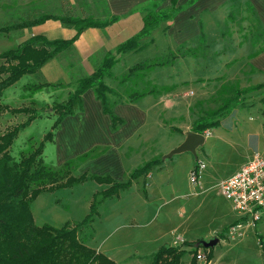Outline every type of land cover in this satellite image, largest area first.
I'll use <instances>...</instances> for the list:
<instances>
[{"label":"rangeland","instance_id":"obj_1","mask_svg":"<svg viewBox=\"0 0 264 264\" xmlns=\"http://www.w3.org/2000/svg\"><path fill=\"white\" fill-rule=\"evenodd\" d=\"M100 6V3L93 4L92 0H0V24L9 21L8 18L13 13L23 14L24 10L31 9L60 14L67 11L75 15L91 14L98 17ZM229 10L235 13L241 10L236 13L233 22L226 18ZM225 13V17H221V13L213 19L204 17L203 27H199L198 34L184 42L179 40V32L173 31L166 35L156 30L152 43L136 52L124 54L117 66L114 65L111 69V75L104 78V81L110 87L114 86L120 94V97L108 96L110 101L115 99L132 103L145 115L143 121L137 119L142 125L134 132L130 142L135 144L138 143L137 139L142 141L143 138H148V142L142 144L145 147L144 152L128 159V167L139 168V165L145 164L141 159L150 155L160 160L159 164L151 167L148 177L140 176L136 185L131 184L121 190L120 194H113L96 203L92 223L82 229L86 244L101 252L108 249L113 260H124L126 250L134 249L141 256L151 257L165 242L172 245L174 240L180 244L183 241L202 240L200 236L206 231L220 228L229 220H239L230 201L219 193L217 183L232 175L245 157L254 152L245 134L248 129H252V132L259 130L258 123L263 119L260 108L263 109L264 105L258 96L264 94V90H254L251 93H246L245 90L248 86L257 84L249 77L252 73L249 59L263 44L264 36L255 41L256 33L261 28L257 27L243 2L235 1L229 6L226 5ZM20 35L21 32L0 34V52L13 47ZM183 43L185 50L193 51L192 56L178 57L169 65L153 67L151 70L133 74L123 83L120 82L128 69L123 63L130 67L140 61L175 51ZM82 74L84 73H80L76 78L74 75L71 78L67 76L68 83L58 80L63 84L57 100H66L68 89L74 88L75 79L83 77ZM17 82L6 89L10 91V95L0 96V106L5 107L0 108V134L23 122L27 117L25 113H15L10 109L35 108L40 115L19 131L9 152L18 161L32 152L39 142L44 141L41 155L43 161L49 167L59 169L62 164L57 161L56 144L44 140L48 132L52 131L54 135L57 129H53L56 115L48 117L49 106H34L33 101L30 102L31 99L27 98L32 93H25L26 90H21L20 83ZM149 91L155 93L128 100L137 92ZM36 95L50 99V94L45 92H37ZM174 95L177 97L173 98ZM164 97H167L165 100L168 101L163 104ZM234 98L237 105L246 106L243 110L239 106L235 108L242 111L241 125L234 116L236 110H232L228 117L221 118L224 119L221 124L208 129L210 134L205 136L202 146L196 149V155L182 152L164 158L179 140H184L183 132L191 130V122L194 119L209 116ZM259 134L258 151L261 153L264 144L263 130ZM92 149L103 152L106 147L95 146ZM70 159L72 158L66 161ZM197 163L203 165L200 169L199 196L190 193L189 182V172ZM78 167L76 170L71 169L74 176L84 173L85 170L92 171L89 166V170L86 167L80 170ZM103 167L107 168L104 162L102 172ZM107 175L112 178V175ZM104 176L105 173H102V177ZM127 178L126 175L122 180L112 179L125 181ZM108 187L109 184L100 185L91 179L39 193L31 204L33 220L37 225H75L86 218L95 197L99 200L100 192ZM145 198L149 201L143 203ZM140 204H143L142 207ZM183 209L184 213L181 211ZM261 213V220L257 222L256 228L242 227L240 231L245 234L241 237L220 240L211 248L210 263H207L206 259L198 260L196 255V264H264V208ZM158 232L163 233V236L155 245H151L146 237ZM89 234H92V237ZM180 237L182 241L179 240ZM257 238L262 242L259 243ZM208 250L209 248L202 247L198 249L197 254L201 251L207 256ZM191 258L192 254L186 252L181 258V263L190 264ZM132 261L133 264H149L151 259Z\"/></svg>","mask_w":264,"mask_h":264},{"label":"trees","instance_id":"obj_2","mask_svg":"<svg viewBox=\"0 0 264 264\" xmlns=\"http://www.w3.org/2000/svg\"><path fill=\"white\" fill-rule=\"evenodd\" d=\"M163 1L149 0L131 10L142 14L141 28L137 33L118 44L113 50L106 51L99 64L89 75L75 79L74 89L68 93L66 100L55 102L52 105L51 109L57 115L53 129L58 127L65 116L72 115L76 110H81V95L88 89L94 91L96 98L100 99L102 103L103 111L110 116L112 131L123 123V120L117 117L111 109L114 102L109 100L111 95L120 97V94L110 87L104 81V78L111 75V69L117 64L121 56L136 52L152 43L154 32L158 28L163 27V30H166L180 11L197 0H187L183 4H178L177 0H170V6L168 7H162ZM232 1L235 2L236 0H230V2ZM92 2L93 4H101L98 13L100 16L98 17L91 14L86 16L75 15L67 13V11L60 14L51 11L38 12L31 9L29 11L24 10L23 14L21 12L13 13L9 16V21L0 24V34L5 35L12 32H22L25 28L41 24L46 20H58L64 27L74 29V34L70 38L50 40L44 35L36 34L15 44L13 47L1 51L0 96L6 88L17 82L23 75H38L41 67L57 56H60L61 59L66 56L67 59H65L66 63L64 64L67 65L64 68L69 72L71 67L68 66V63L72 61L68 56L72 55L70 53L72 45L79 34L90 27L105 28L120 18L110 12L106 0H92ZM243 3L253 16L257 27L261 28L255 37V41H258L264 36V27L260 26L253 6L247 1ZM240 11L237 12L240 13ZM236 13L229 10L226 15L227 20L233 22ZM184 46L185 43L181 44L175 51L140 61L128 67L127 73L121 77L120 82L123 83L133 74L151 70L153 67L169 65L178 57L192 56L193 51L190 49L185 50ZM263 46L264 40L254 54L259 53ZM61 84V81L54 84L31 83L27 84L25 88L31 92L44 86L57 87ZM147 93L137 92L128 100H134ZM236 105L237 101L234 98L209 116L197 117L193 121L191 130L203 134L205 130L219 125L221 118L226 117ZM10 110L15 113H25L27 117L23 122L0 134V264H120L102 252L88 246L85 235H82V229L92 223L96 203L128 188L140 176H147L151 167L159 164L160 160L148 161L139 168L132 170L125 181L114 180L107 174L102 177V175L88 171L76 176L72 174V171L76 170L82 162L94 158L102 150H89L78 157L65 161L61 168L54 169L49 167L41 157L44 143V141H41L32 152L17 161L10 154L9 148L19 131L28 126L37 115H40V112L33 107ZM52 137L53 132L50 131L45 135L44 140H51ZM198 166L197 163L194 169L197 170ZM91 179L100 184H109V187L100 192L101 198L99 200H97V196L95 197L90 212L83 221L75 225L66 223L61 227H54L49 224L37 225L34 222L31 214V204L39 193L53 191L59 187ZM227 229L228 227L224 228L217 236L221 237ZM89 236L92 237V234H89ZM261 242L262 240H260ZM202 243L203 240H196L183 241L180 245H164L149 257V260L151 259L149 264H182L181 258L186 252L192 254L190 264H196L197 251L203 247ZM183 247H190L191 249L187 250ZM211 248H209L206 256L207 262L210 261L212 256Z\"/></svg>","mask_w":264,"mask_h":264},{"label":"crops","instance_id":"obj_3","mask_svg":"<svg viewBox=\"0 0 264 264\" xmlns=\"http://www.w3.org/2000/svg\"><path fill=\"white\" fill-rule=\"evenodd\" d=\"M146 1L149 0H106L110 12L116 16H119L120 18L114 23L106 26L105 28L90 27V28H86L79 34V36L76 38V40L72 45V55L68 56V58L71 59L72 61L68 63V66L71 67L69 69V72L66 71V68H64L67 65L64 64L65 59H67L66 56L63 57V59H61L60 56H57L46 62L41 67L38 75L35 74L23 75L18 80V82L20 83L21 90L22 89L26 90L25 86L31 83L45 82L49 84H54L58 82V80H63V82L66 81L68 83L69 80L67 76L71 78L74 75V78H76L80 73H84L82 74L83 76L89 75L94 70L96 65L99 63L98 61L101 60L102 55L106 51L113 50L122 41L126 40L127 38H129L130 36L134 35L139 31V29L142 26V14L139 12H132L131 10L134 7ZM186 1L187 0H177V3L183 4ZM236 1L249 2L256 11V15L258 17L260 26L264 27V0H236ZM232 3L234 2L233 1L230 2V0H197V2L194 5L188 6L187 8L180 11L175 16L173 21L169 24V27L166 30H163V27H160L157 29V31L160 30L164 32L166 35H170L173 31L179 32L181 35V38L179 40L181 42H184L185 40L191 39L198 34L200 24L201 27H203L204 17L208 19L211 18L213 19L215 15L218 14L220 15V13H221V17L222 16L225 17L226 14L225 7L226 5L229 6ZM168 6H170V0H164L162 3V7H168ZM36 34L44 35L46 38L50 40L61 39V38L65 39V38H70L74 34V29L64 27L58 20H46L41 24L32 26L30 28H25L21 32L20 39L18 37L16 44ZM154 35H153V40H154ZM261 49L262 50L259 53L252 55L251 58L249 59V66L250 68H252V73L250 74L249 77L250 79L255 80L257 84L248 86V88L245 90L246 93H251L254 90H260V89L264 90V46ZM121 58L122 56L119 59ZM123 66L124 67L126 66V68L129 67L125 63H123ZM70 71L72 73L71 75H70ZM22 78L24 79V81ZM62 84L57 87L44 86L40 89L31 92L26 90L25 93H27L28 95L32 93L31 96L27 98L31 99L30 102L33 101L34 106L35 105H42V106L46 105L47 107L49 106L50 116L48 117H54L56 114L51 109V107L55 103L54 101L61 102V100H57V99L61 94ZM112 88L115 89L114 86ZM6 89L4 90L2 96H5L6 94L10 95V91H6ZM73 89L74 88L71 87L68 89L66 98L68 96V93ZM37 92H42V94L44 92L50 94V99L46 100L43 95L37 96L36 95ZM150 93H155V92L149 91L147 94ZM110 97L112 98L114 96L111 95ZM176 97L177 95L173 96V98ZM258 97L261 98V101L264 105V94H259ZM166 98L164 97L162 99L163 104L168 101L165 100ZM112 102H114V104L112 105V111L117 117L123 120V123L114 131L111 130V125H112L111 118L107 113L103 111L102 103L100 99L96 98L94 91L92 89H88L81 95V106H82L81 110H76L72 115L65 116L59 123L56 131L54 132L52 140H48V142H53L56 144L55 148H56V155L58 157L57 158L58 163L63 164L67 159L74 158L78 155H81L89 151L93 147L98 146L100 148L106 147V150L101 152L99 155L95 156L94 158H90L86 160L82 164V166L78 167V169L81 170V168L83 169V167H86V169H88L87 167L89 166L92 169L90 173L98 174V175H102V173L105 174L108 173L112 175V178L122 180L126 175L128 177V174L132 170L137 168V167L129 168L130 166L128 167L129 165L128 159L133 158V156H135L139 152H144L145 147L142 146V144L144 145L145 142H148L147 141L148 138L147 139L143 138L142 141L140 139H137L138 143L135 144L131 143L130 140L132 139L133 134H135L134 132L139 128L140 125H142L141 122H140L141 124L138 123L139 122L138 120L143 121L145 115L141 110H139L138 107L132 105V103L116 101L115 99H112ZM238 106L239 108H242L241 110L245 109L246 106H240L238 104L233 108V110H236L234 116L236 117V120L239 122V125H241L242 123L240 122V119L243 118V114L241 113L242 111H237V109H235ZM260 111L263 116V119L260 123H258L259 130L256 132H252L251 131L252 129L251 130L248 129L245 134L250 140L254 152L253 153L250 152V154L245 157V160H243V162L238 166V168L233 172V174L239 170L242 164L250 160L256 153L257 154L264 153V144L261 153H259L258 151V141L260 137L259 133L262 132V130L264 132V108L263 109L260 108ZM228 115L226 117H228ZM226 117H224V119ZM222 120H220L219 124H221ZM193 121L191 122V128ZM134 123H138V124L134 125ZM186 131L187 130L183 132V139L185 138L184 133ZM179 141L173 147L178 146L182 140ZM154 159H155L154 155H150L147 156V158L141 159V162L144 160V163H146ZM102 162H104L105 167H107V168L103 167V172H102ZM157 167H161V166H157ZM149 175L150 174H148L147 177ZM200 177L201 176H199L198 182L196 184H192L189 178V182L191 183L190 193L194 194L195 196H199V194H201L199 191V185L201 184ZM137 182L138 179L134 180L131 186H133V184L136 185ZM218 184L219 181L217 183V187ZM187 195L188 194H186V196ZM148 201L149 200L145 198L143 199L142 202L146 203ZM142 205L143 204H140L141 207ZM181 211L184 213V209ZM235 220L236 219L229 220V222H227L226 225L220 228L215 227L206 231L204 234L200 236V239L208 240L209 238L214 236L218 237L217 235L224 228L229 227L230 225L236 223L237 221ZM256 225L257 223L255 224V226H245V227L256 228ZM244 234L245 233L242 232V234L239 236H232L228 233V229H227V231L223 232V235L218 238L220 242V240L226 241L231 238L241 237ZM162 236L163 233H159V232L152 233L148 237H146V240L150 242L151 245H155V242ZM179 240L182 241V238L180 237ZM257 240L260 243V239L257 238ZM164 244L167 245L166 242ZM177 244L180 243H178V241L176 240L172 242V245H177ZM96 250L99 251L98 249ZM102 253L113 260V256L112 254H110L108 249L103 250ZM136 254H138V252L135 249L126 250L125 253L126 256L124 257V260L122 261L114 260V261L120 264H133L132 261L133 259H136L138 261L141 258L142 259L149 258V256H141L139 254L138 255ZM208 262L210 263V261Z\"/></svg>","mask_w":264,"mask_h":264},{"label":"built area","instance_id":"obj_4","mask_svg":"<svg viewBox=\"0 0 264 264\" xmlns=\"http://www.w3.org/2000/svg\"><path fill=\"white\" fill-rule=\"evenodd\" d=\"M209 130L203 135L208 136ZM194 168L189 173L192 184L198 182L200 169ZM219 193L230 201L233 210L239 220L228 227V233L232 236L242 234L240 229L245 226H255L261 218L264 208V153L255 154L250 160L242 164L238 171L218 184ZM198 260H205L206 255L201 251L197 254Z\"/></svg>","mask_w":264,"mask_h":264},{"label":"water","instance_id":"obj_5","mask_svg":"<svg viewBox=\"0 0 264 264\" xmlns=\"http://www.w3.org/2000/svg\"><path fill=\"white\" fill-rule=\"evenodd\" d=\"M205 141V136L201 133L188 130L185 132L184 140L175 148H173L169 153L164 155V158L171 157L174 154H179L182 152H191L193 155H196V149ZM219 242L218 237H211L208 240L203 241L204 248L214 247Z\"/></svg>","mask_w":264,"mask_h":264}]
</instances>
